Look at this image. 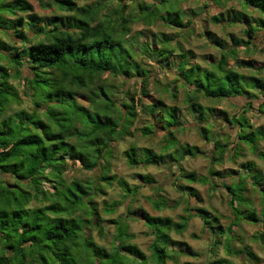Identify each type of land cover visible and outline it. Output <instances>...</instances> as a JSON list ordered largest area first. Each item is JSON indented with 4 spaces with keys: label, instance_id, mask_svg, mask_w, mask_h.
Instances as JSON below:
<instances>
[{
    "label": "trees",
    "instance_id": "16d2710c",
    "mask_svg": "<svg viewBox=\"0 0 264 264\" xmlns=\"http://www.w3.org/2000/svg\"><path fill=\"white\" fill-rule=\"evenodd\" d=\"M36 1L42 10L54 8L60 13L41 16L33 12L27 0H0V61L10 63H0V264H165L176 253L165 250L168 237L163 231L172 224L180 232L191 217L201 220L203 231L215 233V245L225 234L231 238L232 227L242 221L259 224L255 238L264 247L261 171L250 161L240 165L241 171L226 175L214 169V165L223 163L225 154L234 162L241 155L242 145L255 151L264 139V127L253 129L245 116L252 112L264 117V64L256 66L251 60L235 58L234 46L247 48L256 38L257 28L247 16L232 14L233 23L244 25V39L232 38V45L226 48L215 40L224 52L209 67H203L190 64L192 53L184 52L178 43L172 47L173 38L164 32L131 34V24L141 21L150 26L158 19L168 27L179 28L176 34L182 33L192 20L182 22L176 0L137 2L134 14L133 9L125 14L121 1L115 7L110 5L112 0L89 4L78 3L83 0ZM205 1L207 7L215 0ZM239 1L264 16V0ZM220 21L213 18L214 23ZM258 23L264 28L262 19ZM175 51L180 54L179 63L174 61ZM229 56L250 75L228 67ZM140 57L148 61V67L142 65ZM154 72L173 76L171 84L162 85V92L176 100L181 90L183 109L168 105L161 96L148 97ZM11 78L23 81L21 95L10 83ZM132 79L140 84V95L124 88ZM115 80L123 87L120 98ZM25 101L29 105L24 106ZM222 101L232 103L234 113L228 115L218 109ZM12 103L19 107L11 109ZM140 115L147 118V124L136 131L147 138L161 132V145L153 151L131 144L123 151L126 163L130 167H164L170 176L177 172L174 187L190 197L197 195L191 187L179 183L181 178L188 183L209 184L212 189L219 182L227 192L232 213L223 226L211 212L190 209L188 200L182 223L173 224L169 219L141 212L140 219L154 234L150 244L153 263L137 246L125 242L128 234L120 219L113 221L116 233L110 249L85 233L93 225L103 233L94 199L105 193L104 186L113 184L110 159L114 143L132 136L130 126ZM186 125L213 144L204 177H196L182 167L186 156L200 154L196 146L177 138ZM259 157L264 161L263 151ZM77 164L92 177L69 179L66 172ZM136 176L140 183L133 188L123 179L118 180L125 199L134 196L141 186L157 184L149 175ZM227 179L232 181L226 184ZM245 181L259 192L260 209L243 196ZM151 203L153 209L165 206L160 198ZM117 205L110 203L107 211L112 212ZM207 219L215 224H207ZM241 249L232 252L225 243L227 255L244 258L245 254L251 264L259 261L248 247ZM185 254L197 256L189 247Z\"/></svg>",
    "mask_w": 264,
    "mask_h": 264
},
{
    "label": "rangeland",
    "instance_id": "374dc122",
    "mask_svg": "<svg viewBox=\"0 0 264 264\" xmlns=\"http://www.w3.org/2000/svg\"><path fill=\"white\" fill-rule=\"evenodd\" d=\"M29 3H31L33 7V12L37 13L41 16H51V15H58L60 12L57 10L53 9H45L42 10L38 6V3L36 0H27ZM96 0H83V1H78L79 4L83 3H92L95 2ZM126 7L125 9V14H128L129 10L133 9V14L136 13V9L134 5L137 2H141L142 4H152V0H112L111 6L115 7L118 2H120ZM160 2V0H158ZM175 2V0H172ZM206 1L205 0H176V7L178 10L182 11L181 14V19L182 22L185 23L187 19L192 20V28L188 33H184L182 37H176L181 40V42H184V46H189L195 51L198 56L201 55V53H206L207 51L212 52L216 56V53L212 48L207 46V44L204 42L203 36L200 35V31L204 29H208L207 23H211L210 18L211 16L215 15L217 13L216 9H213L214 7H206L204 6ZM240 2L236 0H231L227 3V7H233L235 9H240ZM206 7V8H205ZM251 16L255 19L258 17L257 13H252ZM206 19L203 21V19ZM161 20H156L154 24H151L150 26H147L146 24L142 23L141 21L137 23L131 24L130 30L131 34H134L137 31H142L144 35H147L148 33H157V32H164L168 36L175 37L176 35V29H173L172 27L169 28L168 26L163 24ZM199 23H204L199 24ZM146 25V26H145ZM216 33H219L220 31H223L224 33H231L235 37H241V28L240 26H234V27H228L226 30H223V28L220 27L218 30L217 28H212ZM258 36L254 41V45L256 48H248L250 49V52L244 48H240L237 51V56L239 58H253L257 61H264V30L262 32L257 33ZM129 39V38H127ZM130 41V40H128ZM185 42L188 44L185 45ZM179 45H181L180 42H178ZM200 59V58H199ZM140 61L142 65H145L144 67H148V61L145 58L140 57ZM200 62V61H199ZM144 63V64H143ZM244 71V70H243ZM250 75L248 71H246ZM158 72L153 73V78L151 79V87L149 90V96L152 97L153 99L161 96L163 101H165L168 105L174 106V104L180 106L181 109H183V105H181V100L183 98V94L180 90L177 94V99L173 100L171 97H169L166 93L162 92V85L166 84H171L172 82V75L164 74V75H157ZM262 76L264 77V72L262 73ZM12 83L16 87L18 93L21 95V92L23 90V81L21 79H12ZM116 85H118V98H120L122 95V84L121 82H117L116 80L114 81ZM125 89L132 90L134 89L137 91V94H139L140 90V84L138 82H135L133 79L129 82H127L124 86ZM156 90V91H155ZM145 101H148L147 98H145ZM203 103L211 105V103L204 101ZM24 106L29 105L27 101L23 102ZM215 105V104H214ZM221 106L220 109L225 110L228 115L234 113L235 109L232 105V103H229L227 101H222L218 104ZM19 105L12 106L11 109L13 108H18ZM246 118H248L250 124L252 125L253 129L257 128H262L264 127V117L259 114V113H252L249 112L246 115ZM146 117L144 115H140L134 123L130 126V132L132 133L131 137L123 139L121 142H116L115 146H113L114 151H113V157L110 159L111 160V169H110V175L115 177V180L112 181L113 184L111 186H104V191L105 193L102 195H99L94 199L95 201V207H96V214L98 216V224L100 225V228H102L103 233L101 234L99 232V228L96 225L90 226L88 229H86L85 233L86 236L91 237L98 245L103 246L106 249H110L111 245L113 244V238L115 235V227L116 225L111 222L112 219L115 221L117 218H122L124 221L126 220L127 223L125 222V227H126V232L130 233L133 235L129 239L126 238L125 242H128L130 240L131 243L135 244L137 247H139L143 253L146 255L147 258H149V262H152L151 258V251L149 248V245L152 241V235L150 234L149 231L146 230V228L141 224L140 222H135L132 221V219L124 217L125 215L127 216V209L126 205L128 204V201L126 202V199L122 195V189L118 185V180L124 179L131 185H135L137 183L135 175L139 173H146L143 172L140 167H130L126 161L125 157L123 155L124 149H126L130 144L135 145L136 147H146L150 148L154 151H157L161 145V140H162V133L157 131V133L153 136H150L149 138L141 136V134L136 131V129L141 128L142 126L147 124ZM187 126V127H186ZM185 129L177 134V138L179 139L180 142L188 144L190 146H196L200 150V155L198 154V157L195 158H186L182 162V167L188 171V172H194L198 177H204L208 173V168H209V161L211 160L212 153H213V144L212 142H207L204 141L199 133L197 131L186 125ZM242 150L240 151L241 155L237 157V159H234L232 162L228 157V154L224 155V160L223 163L220 165L214 166V169L217 171H220L222 175H226L230 171H238L240 169V165L244 162L250 161L253 162L255 165L256 169H259L261 171V174L264 178V161L259 157V153L261 151L264 152V139L260 140L257 144V148L255 151L250 150L249 147L242 145ZM206 156H210L209 158H206ZM241 171V170H239ZM153 177V179L158 183L162 182H167L166 184H169L172 180L170 177V174H165V176L162 174L160 175L156 170H154L153 167H149L147 169V173ZM66 176L71 179V178H77V179H89L92 177V174L90 172H84L79 168V164L75 165L74 167L69 168V170L66 172ZM229 180V179H227ZM226 180V181H227ZM214 185H221V183L216 182ZM153 186L150 188L148 187H141L140 192L138 196L135 199V203H133L132 209H136L137 207L147 209L149 212L153 211L150 209L149 205L147 204V199L146 197L150 196L154 189H152ZM195 187H197L199 194L201 195L202 202L204 203L205 201H208L209 197L206 195V185L202 182H196ZM222 188L217 187L214 189L217 194H214V191H211L212 194L210 195V202L209 205H211L217 213L222 215L220 218V224L225 226L226 223H228L230 218L232 217L231 215V210L227 206V195L224 192L220 191ZM171 190V189H168ZM223 190V189H222ZM215 192V193H216ZM169 196L174 199L176 198L177 195L174 193V190L169 191L168 193ZM253 201L255 202V205L258 207V202H259V196L254 197L252 196ZM182 199V198H180ZM179 199V201H180ZM206 199V200H205ZM112 202H118L117 207L112 211L109 212L107 211L110 209L109 204ZM129 205V204H128ZM258 209V208H257ZM168 214H173L171 211L167 212ZM205 222L207 224L210 223L212 226L215 224L213 220L207 219ZM94 223H97L96 221ZM128 227V228H127ZM202 227V222L199 219H194L191 226L190 230L188 233H185L184 237L182 238L186 242L190 243V247L195 251L197 257H189L186 258L188 262L191 264H203L205 262V259L203 257L204 255L208 256V261L206 264H251L249 262L248 257L243 254L244 258H240L239 260L236 259V257L233 258V262L231 260L227 262L223 261L221 256L226 257L227 253L224 250H219L218 252L214 250V247H219L218 245L214 244V235L211 233L212 231L209 229V237L208 241L209 243L203 242L204 239H200L199 241H195L194 238H192V234L198 235V237L201 238H207L205 234H202V232H199V229ZM128 229V230H127ZM235 232L238 234V239L242 240L241 245H248L250 251L257 256L256 261L253 260V264H264V247L260 245V243L256 240L255 236L256 233L259 230V224H249L246 221L240 222V224L237 226V229H234ZM221 239V237L219 238ZM224 243L228 244L231 242V238H229V235L225 234L223 239ZM220 244V243H219ZM230 246V244H228ZM206 248V250H205ZM238 250L240 247H238ZM240 254V253H239ZM177 256L178 254H174ZM205 256V257H206ZM259 263H258V262ZM235 262V263H234ZM171 264V263H170ZM180 264H183V262H180Z\"/></svg>",
    "mask_w": 264,
    "mask_h": 264
},
{
    "label": "crops",
    "instance_id": "0c3cea01",
    "mask_svg": "<svg viewBox=\"0 0 264 264\" xmlns=\"http://www.w3.org/2000/svg\"><path fill=\"white\" fill-rule=\"evenodd\" d=\"M231 1V0H215V1H211L208 6L210 7H214L213 9H216L217 10V13L213 16H211L210 18V21L211 23H207V27L208 29H205V25L204 23H199V24H203L204 26V29L202 31H200V35L203 36L204 38V42L207 44V46H209L210 48H212L214 50V52L216 53V56L214 54H212V52H206V53H201L200 56H198L199 54H197L195 51H193V49L189 46H184V42H181V40L179 41V39H177L176 37H182V35L184 33H188L190 31V29L192 28L191 24L189 25L188 28H184L183 29V32L180 33V34H176L177 36L176 37H172L173 38V41L171 43L172 47H175L178 42L181 43V47L182 49L184 50V52H191V56H189V63L190 64H199L203 67H209L210 66V63L212 61H217L221 54L224 52V50L222 48H220L219 46H217L216 44H214V41L217 40L221 43L222 46H224L225 48L226 47H229L232 45V38H235V39H244V36H243V29H244V25L242 23H233L232 21V14L233 13H241V14H244L247 16L248 20H249V23L256 27L257 30L255 31V36L257 38L258 36V32H262L264 30L263 26H258V20L262 19L264 21V16L263 15H260L259 13L255 12V11H250L248 10L247 8L244 7V5L242 4L241 1L239 0H236L238 2H240V6L241 8L240 9H235L233 7H227V3ZM207 6V7H208ZM206 8V7H205ZM252 13H257L258 14V17H256L255 19L251 16ZM213 18H221L222 21L220 22H217V23H214L213 22ZM188 20V19H187ZM206 19L204 18L203 21H205ZM186 22V21H185ZM260 25V24H259ZM146 26V25H145ZM234 26H240L241 28V37H235L234 35H232L231 33H224L223 31H220V27L223 28V30H226L228 27H234ZM171 28V27H169ZM212 28H217L219 30V33H216ZM173 29H176V33H177V29L179 28H173ZM255 38V39H256ZM255 41V40H254ZM188 43L185 42V45H187ZM254 45V42L253 44L249 45V47L245 48L243 46H234V49H235V58L237 60H251L255 63L256 66H259V65H263L264 64V61H257L253 58H249V59H245V58H239L237 56V51L240 49V48H244L247 50V52L249 51L250 52V49L248 48H256ZM180 53V52H179ZM180 54H178V52H174L173 54V57H174V61L175 63H179L181 61V58L179 56ZM200 58V59H199ZM234 57H227V63H228V67L230 68H234L236 71L238 72H241L243 74H248L246 71L247 70H244L243 69H240L236 66V60H235ZM200 61V62H199ZM1 64H4L5 66H10V63H8L7 61L3 60V61H0ZM10 83H12L11 79H10ZM14 106V103L11 104V107ZM10 107V108H11ZM217 108L220 109L221 106L217 105ZM128 138V137H127ZM182 143V142H181ZM131 146V144L126 148L128 149L129 147ZM139 148V147H137ZM142 148V147H140ZM143 148H146V147H143ZM138 150V149H136ZM154 151V150H153ZM200 155V154H199ZM195 157H198V155L194 156V157H188L186 156L184 159L186 158H195ZM184 161V160H183ZM216 165H220V164H216ZM214 165V166H216ZM149 167H153V166H148V167H145V166H140V168L142 169L143 172H146L147 173V169ZM154 170H156V172H158L160 175H164L165 174H170L169 173V170L167 168H164V167H153ZM218 170V169H217ZM174 171V169L172 170V172ZM171 172V171H170ZM146 173H139V174H136V175H149V174H146ZM194 173V172H193ZM135 175V178H136V181L137 183L135 185H131L130 183H128L126 180H124L128 186L130 188H133L135 186H138L139 185V180L137 179V176ZM196 175V174H195ZM151 177V175H149ZM172 178L171 182L169 184H166L167 182H162L160 183L158 181L157 184L153 185H147V186H141V187H148L150 188L151 186H157L156 189H154V191L152 192V194L148 197H146L147 199V204L149 205L150 209L153 211L152 212H149L147 209H144V208H140V207H137L136 209H132V204L135 203V199L136 197L138 196L139 192H140V189L141 188H138L136 190V194H134V196H131V197H128L126 199V202L128 201V204L126 205V209H127V212L128 210H130V213L131 214H127V216L125 215L124 217L126 218H129V219H132V221H135V222H140L141 224H143V226L146 228L147 231L150 232V234L152 235V241L154 239V234L153 232L145 225V223L140 219L139 217V214L141 212H144V213H147L148 215L150 216H153V217H158V218H161V219H169L171 221V223H182V217H185L186 216V211H185V208H187V200H188V203L190 204V209L191 207H195V208H203L205 210H207L208 212H211L214 216L218 217V219L220 220V218L222 217V215H220L219 213L216 212V210L211 206L209 205V202H210V195L212 194L211 191H214V194H217V192L214 190L216 189L217 187L219 188H222L220 191L224 192V188L222 186H217L215 188H211L209 184H205L207 189H206V195L209 197L208 201H205L204 203L201 201L202 198H201V195L199 194V191L197 189V187H195V183L196 182H191V183H188L187 181L183 180L182 178L179 180V183L182 184V185H186V186H189L191 187L197 196L193 195V196H187L186 192H178L177 189L174 187V179L177 177V172H174V176H170ZM196 177H198L196 175ZM153 179V177H151ZM154 180V179H153ZM155 181V180H154ZM232 180L229 179L226 181V184H229ZM245 188L247 189L246 192H244L243 196L250 202L252 203V205L258 209L261 208V196L259 194L258 191H254L250 185V182L249 181H245ZM168 189H171V190H168ZM172 189L174 190V193L177 195L176 198L178 199H174V197L172 198L171 196L168 195L169 191H172ZM216 192V193H215ZM225 193L227 195V192L225 190ZM124 193H122L123 195ZM256 197V196H259V202H258V207L255 205V202L253 201V196ZM129 198H132V199H129ZM157 198H160L162 200V202L165 203V206L160 208V209H153L151 207V202L154 200V199H157ZM182 198V199H180ZM180 199V201H179ZM206 200V199H205ZM227 203H228V195H227ZM228 206V204H227ZM229 208V207H228ZM230 209V208H229ZM172 212L173 214H168L167 212ZM190 213H193V211H190ZM232 215V213H231ZM132 217V218H130ZM117 219H120V218H117ZM194 219H199L197 217H191L189 219V221L187 222L186 224V227L178 232L176 231V229L173 228L172 224L169 226V229L168 230H164L163 233L168 237L167 239V245L165 247V250L167 252L171 251V252H175L176 254H178L177 256H175L173 259H168L166 260L165 264H180V262H183V264H191L190 262H188V260H186V258H189V257H192V256H188L185 254V249L186 247H189L191 249V251H194L190 246V243L186 242L185 240H183L182 238L184 237L185 233H188L189 230H190V226L193 222ZM122 220L123 224H125V222L127 223V221L124 219H120ZM200 220V219H199ZM114 220L112 219L111 222H113ZM201 221V220H200ZM114 223V222H113ZM228 223H226L227 225ZM225 225V226H226ZM128 228V227H127ZM234 229H237V225L236 226H233L232 227V233H231V242H229L228 244H230V249L232 252H236V251H239L238 250V247L241 248H244V247H248V245H241L242 243V240L238 239V234L237 232H235ZM128 230V229H127ZM199 232H202V234H205V236H207V238H201V237H198V235H194L192 234V238L195 239V241H199L200 239H204L203 242L204 244L205 243H209L208 241V237H209V233L207 231H203L202 230V227L199 229ZM128 236L127 238L129 239L130 237H132L133 235H131L130 233H127ZM151 241V243H152ZM126 243H131L130 240H128V242ZM150 243V244H151ZM133 244V243H131ZM135 245V244H133ZM136 246V245H135ZM219 247H216L214 250H216L218 252V249L219 250H224L225 251V243L223 240H221V243L218 245ZM140 251H142L139 247H137ZM149 248H150V245H149ZM249 248V247H248ZM206 250V248H205ZM250 250V249H249ZM151 251V250H150ZM143 252V251H142ZM195 252V251H194ZM226 252V251H225ZM205 253V252H204ZM203 253V257L205 259V262L203 264H206V262L208 261V256L204 255ZM198 255V254H197ZM206 256V257H205ZM197 257V256H196ZM222 259H227V260H231L232 262L234 261L233 258L236 257L234 254H231V255H226V257L224 256H221ZM236 259H240V258H237ZM235 263V262H234Z\"/></svg>",
    "mask_w": 264,
    "mask_h": 264
}]
</instances>
